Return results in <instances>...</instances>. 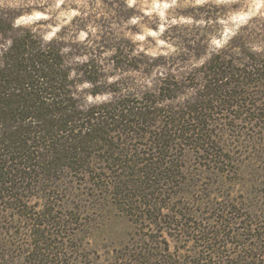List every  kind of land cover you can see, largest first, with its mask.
Here are the masks:
<instances>
[{"label": "trees", "instance_id": "obj_1", "mask_svg": "<svg viewBox=\"0 0 264 264\" xmlns=\"http://www.w3.org/2000/svg\"><path fill=\"white\" fill-rule=\"evenodd\" d=\"M10 29L0 18V32ZM238 48L242 54L213 56L183 80L169 76L159 96L149 92L143 101L116 99L81 111L57 46L42 51L31 34L16 38L0 67V264H264V200L185 206L194 203L186 195L195 182L187 184L175 154L177 146L198 143L199 151L221 159L207 121L214 114L263 116L264 56L245 42ZM78 70L96 81L92 66ZM184 80L185 88L198 89L191 100L156 106L181 93ZM137 136L147 151L126 143ZM167 185L176 189L168 198ZM96 189L118 198L136 217L134 227L156 232H131L117 250L85 262L82 253L92 242L69 210L81 200L79 191Z\"/></svg>", "mask_w": 264, "mask_h": 264}, {"label": "clouds", "instance_id": "obj_2", "mask_svg": "<svg viewBox=\"0 0 264 264\" xmlns=\"http://www.w3.org/2000/svg\"><path fill=\"white\" fill-rule=\"evenodd\" d=\"M0 18L11 24L0 32V67L18 37L31 34L42 51L57 46L81 111L111 104L117 96H159L169 76L185 79L240 38L251 53L264 56V0H0ZM197 42L203 48L198 55ZM121 51L138 65L117 66L114 57ZM93 63L101 74L95 82L78 70ZM97 87L103 90L93 92ZM197 90L185 88L156 106L181 105Z\"/></svg>", "mask_w": 264, "mask_h": 264}, {"label": "rangeland", "instance_id": "obj_3", "mask_svg": "<svg viewBox=\"0 0 264 264\" xmlns=\"http://www.w3.org/2000/svg\"><path fill=\"white\" fill-rule=\"evenodd\" d=\"M243 42L247 43L246 38L238 39L234 42L231 51L236 53L235 49ZM196 46H201L200 42H197L194 47ZM114 59L117 66L121 67H136L139 63L137 60L129 62L122 51ZM91 66L94 68L93 77L98 80L101 74L95 63ZM188 84L189 80H184L179 82L178 86L183 91L184 85ZM112 89L116 92L119 91L115 85L112 86ZM93 90L102 91L103 88L97 87ZM124 98L135 99L131 95L117 96L116 99ZM236 115L240 114L237 112ZM257 116L254 112H250L234 119L214 114L212 119L207 121L208 128H211L214 134L208 137L209 142L213 143L211 147L213 146L214 152L219 151L217 154L222 155L221 159L210 153L199 151L198 143L189 145L187 148L177 146L175 152L178 158L177 164L182 166L181 170L187 177V184L192 185L190 180L195 182V186L190 187L192 190L190 195H186L194 203H187L188 201L185 200L183 201L185 206L192 207V209L200 207L202 199L218 200L219 202L227 199L228 203L238 202L241 207L254 203L256 199L257 201L264 200V197L259 196L264 190V114L261 118H257ZM210 124L212 125L210 126ZM126 143L135 145L134 148L137 146L142 149L141 152L147 151V147L144 145L146 140L138 136L132 139V142L127 141ZM210 151L212 149H209ZM229 158L233 161H228ZM175 190L167 185L164 196L168 198V194ZM78 195H81V200H72L74 209L70 208L69 211H72V218L78 219L86 238H90L92 242L91 246L82 253L87 256L84 258L86 260L83 259L85 262L91 260V257L99 258L100 254L103 258L108 251L117 250L123 242L121 240L127 238L129 234L131 237V232L140 234L151 233L152 230L153 233L156 232V229L151 225H149V229L147 227L143 229L140 227L141 225H137V228L134 227L132 223H135L136 217L131 216L128 210L123 209L124 206L119 204L118 198L104 196L99 190L94 192L81 190ZM201 206L204 208V205ZM212 210H208V212L211 213ZM195 216H199V212H196ZM96 249L100 251L98 252Z\"/></svg>", "mask_w": 264, "mask_h": 264}]
</instances>
